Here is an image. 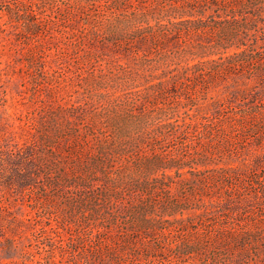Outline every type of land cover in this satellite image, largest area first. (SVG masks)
Instances as JSON below:
<instances>
[{"label": "rangeland", "instance_id": "rangeland-1", "mask_svg": "<svg viewBox=\"0 0 264 264\" xmlns=\"http://www.w3.org/2000/svg\"><path fill=\"white\" fill-rule=\"evenodd\" d=\"M118 12L107 10L110 15ZM134 12L130 7L123 9L120 16L114 17L119 23L112 26L107 22L99 36L86 37L84 19L93 20L102 15L95 5L83 9L76 0H0L2 249L7 238L16 237L9 226L10 216L34 217L36 213L21 205L27 197L24 199L21 193L18 172L30 168L23 162L21 151L28 147L31 151L39 145L43 149V133L63 144L64 131L85 132L89 125H96L112 132L122 129L127 136L145 139L138 154H129L131 160L126 157L131 164L132 158L141 160L142 164L152 162L150 157L155 154H161L165 161L182 159L185 168L183 173L176 174V181L182 178L184 182L173 185L180 201L186 199L193 186L197 187V200L192 207L202 204L212 217L255 227L258 244L255 242L251 247L248 258L236 252L234 263L264 264V11L252 38L240 45L222 41L224 35L217 22L220 17L211 12L205 18L207 34L179 39L175 46L164 47L166 53L154 49V45L137 48L134 44H115L111 31L132 27L136 18L142 17ZM251 15L248 12L245 16ZM152 16L150 23L158 25L159 17ZM202 45L210 49L201 48ZM241 51L244 55L235 59L239 60L232 70L234 74L227 80L219 79L211 84L206 77L195 87L191 79L181 78L186 65L201 61L200 55L212 53L203 60L210 58L224 63L227 55ZM255 109L256 116L252 118L249 112ZM235 112L247 114L248 122L237 123ZM165 122L170 126L161 130L160 125ZM251 122L254 123L249 126ZM56 147L70 163L69 167H73L75 160L64 152L65 146ZM210 163L212 166H207ZM119 166L120 163L115 169ZM213 168L220 170L217 173L221 177L225 173L233 174L235 180L227 179L224 188L208 179L204 183L196 182L199 177L217 175ZM132 171L142 175L135 168ZM166 172L174 174V170ZM164 174L165 170L160 169L153 176ZM236 181L240 187L233 186L234 199L229 201L228 187ZM74 187L75 184L69 192H74ZM48 191L53 200L48 206L50 213H45L41 224H49V219H56L52 218L53 213L62 211L68 217L72 215L74 221L84 219L81 210L70 212L64 197L52 189ZM38 195L32 198L36 200ZM194 212L191 208L186 215L192 216ZM71 234L74 232L67 235L54 230L47 236L38 232L30 234L29 239H19L16 250L0 249V257L17 258L21 249H27L32 251L35 261L43 258L41 262L47 264L50 260L45 259L43 243H51L57 249ZM178 236L181 234L169 235L167 239L174 243ZM144 256L145 253L139 256L141 263L134 259L129 264L181 262L175 251L158 254L150 261ZM188 264L203 263L196 257L188 260Z\"/></svg>", "mask_w": 264, "mask_h": 264}, {"label": "trees", "instance_id": "trees-1", "mask_svg": "<svg viewBox=\"0 0 264 264\" xmlns=\"http://www.w3.org/2000/svg\"><path fill=\"white\" fill-rule=\"evenodd\" d=\"M76 2L83 9L95 5L102 11V15L96 16L93 20L84 19L82 25L86 37L99 36L107 22L115 26L114 24L119 21L114 17L123 9L130 7L135 11L134 15L142 17L136 18V23L128 29L119 32L112 30L110 34H113L115 44L123 46L134 44L137 48L154 45V49L162 50L164 53H166L164 47L175 46L179 39L195 34H207L205 18L211 12L220 17L217 22L224 35L222 41L240 45L252 38L259 17L264 11V0H76ZM107 10L119 12L110 15ZM248 12H251L252 17L245 16ZM150 15L159 17L158 25L150 23ZM243 16L246 18L240 19ZM201 48L209 47L202 45ZM211 55L212 53L207 55L205 53V56L200 55L201 61L186 65L181 78L191 79L195 87H198L200 79L206 77H209L207 81L211 84L215 80H227L234 74L232 70L239 60L235 59L242 57L244 51L227 55L224 63L210 58L203 60ZM249 116L255 118L256 109L249 112ZM234 118L242 125L248 122L247 114L239 115L235 112ZM253 123L251 122L249 126ZM169 126L170 124L165 122L160 125V129ZM64 133L66 135L61 137L66 139L63 144L54 142L49 134L43 133L41 137L43 149L39 145L33 147L31 151L29 147L21 151L23 162L30 165L25 172H18L21 193L24 199L27 197L21 205L25 204L36 213L34 217L10 216L9 226L16 237L14 235L7 238L3 249L0 241L2 252L16 250L20 238L29 239L30 234L37 232L47 236L52 230L67 235L72 231L74 234L57 249L53 248L51 243H43L45 259L50 260L47 264H129L134 262V259L141 263L139 257L141 253H145L144 257L150 261L156 259L158 254L173 251L176 252V258L181 260L179 264H188V260L196 257H199L203 264H235L236 252L242 257L247 255L248 258L251 247L258 244L254 236L257 233L255 227L231 221L227 223L223 219L212 217L210 211L202 204L192 207L193 201L197 200V187L193 186L186 199L180 201V197L173 191V185L184 182L182 178L176 181V174L183 173L185 168L182 159L165 161L161 154H155L154 157H150L152 162L142 164L141 160L132 158L134 162L131 164L130 161H126V157L131 160L129 154H138L145 145V139L127 136V132L122 129H115L112 132L109 128L89 125L85 132L77 133L76 130H71ZM57 144L65 146L64 152L75 160L73 167H69L70 163L60 155ZM119 163V168L115 169ZM212 164L207 166L210 167ZM132 168L142 175H135ZM160 169L165 170L163 177L153 176ZM166 170H174V174L167 173ZM211 170L216 173L220 171L215 168ZM222 172L226 171L223 169ZM207 179L214 185L221 184L223 188L227 187L225 183L227 179L235 180L233 174L225 173L221 177L217 173L206 179L199 177L196 182L204 183ZM7 180L10 184L11 179ZM74 184L75 191L69 192ZM239 184L240 182L236 181L228 187L227 200L234 199L231 195L234 192L233 186L237 188L240 187ZM48 189L54 190L59 197H64L65 203L70 206V212L75 209L81 210L85 215L84 219L74 221L72 215L68 217L65 211H62L53 213L52 218L56 219H49L51 220L49 224H41L43 223L41 219L50 213L48 206L53 200ZM38 193L37 199H33V195ZM191 208H194L195 212L192 216H187ZM53 221L56 222L55 226ZM176 234H181V237L178 236L174 243H170L168 236ZM34 257L32 251L21 249L17 258L0 257V264H44L41 262L43 258L35 261Z\"/></svg>", "mask_w": 264, "mask_h": 264}]
</instances>
